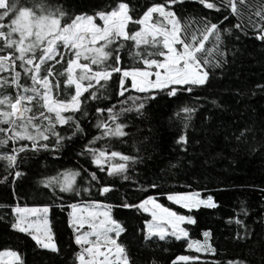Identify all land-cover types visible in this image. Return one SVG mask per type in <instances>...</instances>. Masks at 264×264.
<instances>
[{"label": "snow or ice", "instance_id": "snow-or-ice-1", "mask_svg": "<svg viewBox=\"0 0 264 264\" xmlns=\"http://www.w3.org/2000/svg\"><path fill=\"white\" fill-rule=\"evenodd\" d=\"M196 2L219 14L217 21L178 14L177 7L186 0H148L140 11L132 0H111L91 13L71 11L66 0H0V149H4L0 162L6 173L0 183L9 176L13 183L25 177L21 165L29 154L43 152L59 159L65 144L76 141H83L77 156L89 165L63 168L37 181L53 204L7 206L12 215L10 229L30 238L37 249L60 254L48 218L50 208L65 195L75 200L83 193L92 195L95 189L105 199L67 204V226L76 249L71 264H137L131 248L136 240L141 245L183 240L196 253H216L209 231L202 233L203 241L189 238L184 225L196 224L193 215L180 214L158 199L163 195L191 212L201 206L217 208L213 197L201 198L196 191L163 193L156 180H133L135 166L143 162L139 150L132 155L113 149V141L127 143L139 132L136 121L149 119L148 102L158 94L171 98L206 87L214 70L222 69L229 54H234L228 44L233 35L239 39V34L247 36L251 30L257 41L264 42V0ZM230 18V26L222 27ZM61 79L65 91L71 90L64 98ZM255 87L264 91V85ZM210 103L220 107L214 99ZM198 107V103L184 105L176 114L180 132L174 143L185 154L190 146L188 129ZM222 135L234 148L264 151V126L225 125ZM169 167L177 165L169 162ZM117 181L144 195L107 202L119 190ZM114 209L146 215L129 232L127 223L114 217ZM247 216L241 202L239 212L234 211L227 221L237 226V240L251 241L252 230L243 218ZM199 259L176 257L183 262ZM0 264H24V260L18 251L4 249ZM213 264L249 262L228 259Z\"/></svg>", "mask_w": 264, "mask_h": 264}, {"label": "trees", "instance_id": "trees-1", "mask_svg": "<svg viewBox=\"0 0 264 264\" xmlns=\"http://www.w3.org/2000/svg\"><path fill=\"white\" fill-rule=\"evenodd\" d=\"M147 2L132 0L137 11ZM110 3L111 0H66V6L73 12L91 13L97 7ZM177 12L186 18L206 16L212 22L219 18V14L204 9L196 0H186L184 5L177 7ZM230 22H233L231 18L224 21L222 27L230 26ZM228 44L234 54H229L228 63L222 69L214 70L206 87L195 89L191 95L178 94L171 98L163 93L158 94L154 101L148 102L146 114L149 119L136 121L139 132L133 129L136 134L127 143L113 141V149L125 154L135 155L139 150L143 162L135 166L133 180H156L163 193L196 191L205 198L211 195L218 205L215 209L201 207L191 212L181 209V212L193 215L197 221L194 225H185L189 238L202 240V233L209 231L211 245L216 249L214 255L191 251L183 240L167 239L146 245L136 240L131 248L138 257L137 264H147L151 260H155L156 264H172L173 261L176 264H213V261L228 259H246L249 264H264V151L258 149L250 152L243 147L234 148L222 135L225 125L249 124L256 129L264 126V91L255 87L264 85V42L257 41L249 30L247 36L239 34V39L233 35ZM56 69L59 71L60 65H56ZM70 94L71 90L65 91L61 79V98ZM132 94L136 95L134 92ZM197 96L200 98L198 102L195 100ZM213 99L220 105L219 108L210 103ZM193 103H198L199 107L188 129L190 146L185 154L174 143L180 132L179 116L176 114L182 106ZM92 131L95 134V129ZM62 134L65 133L62 131ZM146 136L148 140H145ZM82 143L65 144L59 152V159L43 152L35 156L29 154L21 165L25 177L13 183L9 176L0 183V205L6 206L0 208V216L4 217L0 221V250L18 251L24 264H71L76 249L72 231L67 226V213L70 211L67 204L104 197H98L93 189L92 195L83 193L75 200L65 195L62 202L56 201L50 208V226L61 250L59 255L37 249L30 238L11 230L9 223L12 215L7 206L53 204L48 191L37 181L45 176H53L63 168H88L85 158L77 156ZM169 162L177 167L170 168ZM4 175L5 172L0 173V178ZM116 187L119 190L108 197L107 202L118 203L125 195L133 200L144 195L140 191H130L131 185L124 181H117ZM158 199L168 203L163 195H158ZM241 202L248 209V216L243 218L252 230L251 241L235 239L237 226L227 223L234 211L239 212ZM61 204L63 206H57ZM113 215L126 222L131 232L133 227L139 225L142 215L146 214L133 215L129 210L114 209ZM180 255L199 256L200 259L188 262L176 260Z\"/></svg>", "mask_w": 264, "mask_h": 264}, {"label": "rangeland", "instance_id": "rangeland-1", "mask_svg": "<svg viewBox=\"0 0 264 264\" xmlns=\"http://www.w3.org/2000/svg\"><path fill=\"white\" fill-rule=\"evenodd\" d=\"M128 63H131V62L128 61ZM3 172H4L3 167H2V165H0V173H3ZM200 196H201V195H200ZM201 198H205V197L201 196ZM159 202H160L161 204H163L164 206H166V207H171L174 211H177V212H179L180 214H184L183 212H181V209H182V208H180V207L177 206V205H173V204H171V202H169V201H168L167 204L164 203V202H162V201H160V200H159ZM201 207H203V206H201ZM185 210H186V209H185ZM49 214H50V212H49ZM49 214H48V218H49ZM49 222H50V218H49ZM184 226H185V225H184ZM203 239H204V237H203ZM203 239L200 240V241H203ZM209 243L211 244V242H210V238H209ZM189 250L194 251V250H192V249H189Z\"/></svg>", "mask_w": 264, "mask_h": 264}]
</instances>
